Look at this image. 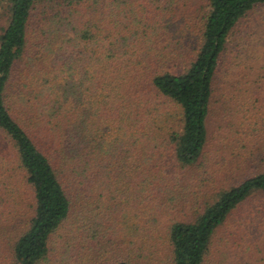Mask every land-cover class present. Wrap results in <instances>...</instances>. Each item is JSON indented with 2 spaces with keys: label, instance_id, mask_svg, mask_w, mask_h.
I'll list each match as a JSON object with an SVG mask.
<instances>
[{
  "label": "trees",
  "instance_id": "trees-1",
  "mask_svg": "<svg viewBox=\"0 0 264 264\" xmlns=\"http://www.w3.org/2000/svg\"><path fill=\"white\" fill-rule=\"evenodd\" d=\"M261 4L0 0V264H204L264 193L249 121V174L198 169L228 38Z\"/></svg>",
  "mask_w": 264,
  "mask_h": 264
},
{
  "label": "rangeland",
  "instance_id": "rangeland-1",
  "mask_svg": "<svg viewBox=\"0 0 264 264\" xmlns=\"http://www.w3.org/2000/svg\"><path fill=\"white\" fill-rule=\"evenodd\" d=\"M214 87L207 144L198 169L206 177L204 181L219 187L252 170L241 155L247 143L242 134L246 121L253 124L251 144H264V4L254 6L233 29ZM225 120L223 131L220 125ZM165 161L169 170L176 169L172 160ZM204 264H264V193L247 198L232 210L217 230Z\"/></svg>",
  "mask_w": 264,
  "mask_h": 264
}]
</instances>
